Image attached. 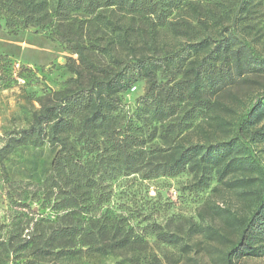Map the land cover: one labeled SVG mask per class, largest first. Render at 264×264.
<instances>
[{
  "label": "trees",
  "instance_id": "obj_1",
  "mask_svg": "<svg viewBox=\"0 0 264 264\" xmlns=\"http://www.w3.org/2000/svg\"><path fill=\"white\" fill-rule=\"evenodd\" d=\"M262 4L263 0H0L9 27L49 30L78 54L80 62L68 64L76 75L71 83L51 91L49 100L33 112L30 125L10 136L2 150L6 157L18 146H41L46 141L56 149L43 202L55 218L26 216L20 227L13 218L7 237L0 235V250L7 256L19 253L25 264H57L58 258L67 256L133 248L138 236L133 228L116 222L107 182L118 172L156 177L189 171L198 186H209L213 177L220 184L214 192L226 186L241 190L250 200L249 211L242 215L216 206L230 232L198 227L207 239L228 245L222 264H247L243 258L264 256V160L254 146L264 142V90L241 110L223 101L233 90H251L264 77V52L253 21ZM192 7L201 29L210 28L202 19L205 14L221 25L220 30L190 37L163 56L136 54L129 37L122 43L134 53L133 59L114 56L106 64L89 52L94 44L87 43L86 36L91 38L94 31L105 27L124 32L123 22L109 11L154 17L159 25L168 26L174 11L175 18ZM175 31L177 36L189 33ZM159 72L173 76L161 81ZM140 79L147 83L140 110L151 119L178 114L182 106L185 114L166 126L176 134L173 145L158 157H148L144 150L143 126L132 119L122 121V94ZM193 127L205 134L204 139L187 141ZM199 217L204 220L203 214ZM156 229L159 239L177 242L176 234Z\"/></svg>",
  "mask_w": 264,
  "mask_h": 264
},
{
  "label": "rangeland",
  "instance_id": "obj_2",
  "mask_svg": "<svg viewBox=\"0 0 264 264\" xmlns=\"http://www.w3.org/2000/svg\"><path fill=\"white\" fill-rule=\"evenodd\" d=\"M261 8L253 21L257 24L258 47L264 52V0ZM108 14L123 22L124 32L115 33L109 28L97 27L99 31H94L91 38L86 36V42L91 44V40L94 44L89 52L106 64H111L114 56L126 60L135 57L122 43L123 37H129L134 43L136 54L163 56L167 51L180 47L190 37H199L209 32L214 34L221 28L215 19L202 14V19L210 28L201 29L193 7L180 11V16L175 18L174 11L168 19L173 24L168 26L159 25L154 17H130L118 10L116 14L110 11ZM175 28L188 30L189 33L177 36ZM75 59H78V54L49 30L9 27L0 8L1 236L7 237L5 233L13 218L15 225L19 227L18 223L26 219V216L36 219L55 218V212L50 207L43 206V202L47 194L45 179L50 174L56 149L46 141L41 146H18L6 157H3L5 152L2 150L10 136H17L20 129L30 125L33 112L49 100L51 91L63 89L71 83L76 75L70 71L68 64ZM76 63L80 64L78 60ZM172 76L169 72H159L161 81H167ZM146 86V81L140 79L122 94L125 104L122 114L125 117L122 121L132 119L131 122L136 126H143L146 140L144 150L148 157L152 154L158 157L165 153L164 149L173 145L176 134L169 132L166 126L173 120L184 118L185 114L182 106L178 114L161 120L151 119L149 113L140 110ZM263 90L264 77L251 90L248 87L233 90L225 95L223 101L241 110L255 93ZM153 132L155 134L152 135ZM190 132L187 141L205 137L203 132L194 127ZM184 134L185 132L181 133L179 138ZM254 146L264 160V142L255 143ZM107 184L108 189L112 188L110 206L116 215V222L133 228L134 234L138 236L136 246L115 254L87 253L58 258L57 264H222L228 245L207 239L198 232V227L200 224L209 225L227 233L230 232V227L225 221V215L219 210L229 209L237 215L249 211L250 200L241 194V190L222 186L219 191L214 192L213 187L219 184L216 179L212 177L209 186L201 187L189 171L156 177H145L140 172H118ZM52 188L54 192L51 198L55 199L57 189L55 185ZM23 204H28V207L22 206ZM200 214H203L204 220L199 217ZM159 226L176 234L177 242L159 239L156 229ZM20 256L15 252L7 256L5 251L0 250V264H25ZM3 259L4 263L1 262ZM242 261L247 264H264V256H249ZM48 264L55 263L52 261Z\"/></svg>",
  "mask_w": 264,
  "mask_h": 264
}]
</instances>
